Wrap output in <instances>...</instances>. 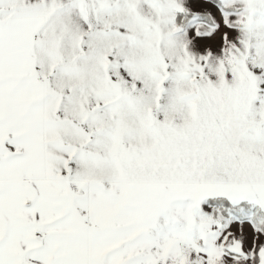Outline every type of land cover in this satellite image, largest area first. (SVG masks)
<instances>
[{
	"label": "snow or ice",
	"instance_id": "snow-or-ice-1",
	"mask_svg": "<svg viewBox=\"0 0 264 264\" xmlns=\"http://www.w3.org/2000/svg\"><path fill=\"white\" fill-rule=\"evenodd\" d=\"M0 264H264V0H0Z\"/></svg>",
	"mask_w": 264,
	"mask_h": 264
}]
</instances>
